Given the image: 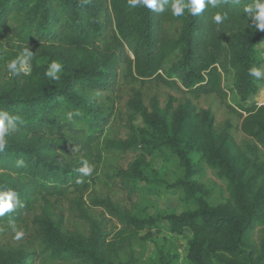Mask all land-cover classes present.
<instances>
[{"label": "trees", "instance_id": "obj_1", "mask_svg": "<svg viewBox=\"0 0 264 264\" xmlns=\"http://www.w3.org/2000/svg\"><path fill=\"white\" fill-rule=\"evenodd\" d=\"M175 2L161 0L164 10L156 12L133 8L128 0H0V35L16 41L17 57L25 49L32 52L27 74L9 69L0 74V111L17 118L0 151V192L15 191L19 200L0 217L17 244L13 254L0 246V264H137L122 235L146 229L190 230L188 264H264V164L257 155L244 154L230 126L222 130V141L210 110L196 111L190 99L174 124L143 110L147 127L137 129L130 143L149 148L150 154L170 149L179 158L183 175L159 183L178 190L186 210L140 215L108 195L86 198L90 177L80 168L102 160L98 146L121 98L120 66L129 76L171 84L195 97L216 96L240 118L249 148L264 151V102L250 101L261 81L250 72H262L258 51L264 30H257L245 12L256 0H218L195 16L187 8L173 16ZM217 14L226 17L219 24ZM6 57L8 64L11 54ZM54 61L62 64L58 79L47 75ZM230 92L240 96L236 105L228 101ZM176 100L171 98L170 108ZM69 112L79 115L69 120ZM219 141H227L237 157ZM130 145L109 140L105 148L127 151ZM196 150L200 161L226 181L228 196L217 204L197 186L191 161ZM147 156L141 151L133 169L121 174L120 187L129 196L140 179L150 180L144 174ZM66 200L88 223L87 235L64 228ZM93 208H102L121 229L112 236ZM261 224L256 244L253 232ZM20 226L23 236L16 239L14 229ZM156 262L179 264L176 253L165 248Z\"/></svg>", "mask_w": 264, "mask_h": 264}, {"label": "rangeland", "instance_id": "obj_2", "mask_svg": "<svg viewBox=\"0 0 264 264\" xmlns=\"http://www.w3.org/2000/svg\"><path fill=\"white\" fill-rule=\"evenodd\" d=\"M0 43H2V51L0 52V74H5L7 68L6 52L11 54L12 59L17 58L16 41L4 38L0 35ZM258 55L262 61L261 69L264 74V42L259 46ZM60 63V62H59ZM62 65V64H61ZM29 71V68H28ZM27 71V72H28ZM258 91L250 100L251 102H264V75L258 84ZM118 89H121V98L117 106L118 113L106 127L103 137L100 140L99 149L102 151V160L94 166L90 177V187L86 193V198L90 195L111 196L119 205L131 208L134 213L140 215L161 213H180L188 208L183 200L182 194L178 190L165 187L163 182L159 180H167L174 182L183 175V168L179 158L171 152L170 149L162 151H151L149 148L140 146H131L130 143L135 138L137 129L147 127L142 111L144 110L150 116H158L167 120L169 123H175L186 107V100L190 99L195 105L196 111L208 109L215 119L216 130L223 139V129L230 126V132L236 138L237 143L242 146L245 155L253 159L257 155L258 163L264 164V151L249 148L248 140L240 130V118L230 113L214 95H201L195 97L185 91L179 90L171 84L161 83L142 78H135L127 75L124 66L119 67ZM172 97L177 98L174 107L170 108L169 103ZM102 100L103 97L100 96ZM239 94L230 92L228 101L236 105L239 101ZM106 101V100H105ZM139 106V109H138ZM209 139L212 140L211 135ZM114 140L123 144H129L131 148L127 151L121 149L107 150L105 147L107 141ZM223 141V140H222ZM219 144L223 146L230 155L237 157L236 152L225 141ZM147 153L145 161V176L150 180L140 179L139 189L131 196L127 191L120 187L122 173L129 169H133L136 161L140 160V153ZM201 153L196 150L191 153V161L195 178L197 179L200 192L212 204H217L225 200L228 196L226 181L220 178L217 172L206 163L200 161ZM143 165V166H144ZM202 170V171H201ZM72 198V196H70ZM93 214L98 216L107 224V228L112 231L114 236L122 227V225L112 218L102 208H93ZM62 212L65 217L64 228H70L87 235L89 225L86 221L76 217L71 202L66 200ZM16 226V225H15ZM262 224L258 225L253 232V240L259 244L262 239ZM22 231V227L14 229ZM148 235H145L147 234ZM11 228L0 225V246H5V250H11L15 253L17 244L11 241ZM143 236H146L144 238ZM192 232L185 229L183 233H171L168 230L155 231L154 229H146L139 235L133 233L123 234L122 237L130 241L129 248L134 251L137 264H157L158 252L161 248L169 249L176 253L179 264H188L189 239ZM23 244L20 243V250Z\"/></svg>", "mask_w": 264, "mask_h": 264}, {"label": "clouds", "instance_id": "obj_3", "mask_svg": "<svg viewBox=\"0 0 264 264\" xmlns=\"http://www.w3.org/2000/svg\"><path fill=\"white\" fill-rule=\"evenodd\" d=\"M129 5L133 8L144 7L151 9L156 12H162L163 3L161 0H128ZM164 3L167 0H163ZM218 3V0H189L187 4L182 3L181 0H176L172 6V15L181 16L184 14L185 8L193 15H197L204 11L206 5L215 7ZM245 12L249 14L252 18L255 28L257 30H264V0H256L254 7H246ZM225 16L217 14L214 16V22L219 24L225 19ZM32 56V52L29 49H25V52L18 56L15 59H12L7 67L13 74H17L18 71H24L27 74L28 71V62ZM62 65L59 62H52L50 69L47 72V75L52 79H58V74L61 72ZM250 74L254 77L260 78L262 72L259 69L253 68ZM73 115H79V113H68V119L71 120ZM16 117L9 115L6 111H0V151H3L7 146V137L8 135L15 130L16 128ZM94 165H89L87 162L80 168V172L89 176L92 174ZM83 181L77 180V183H82ZM19 204V200L15 191L8 190L5 192H0V217H2L6 212H11ZM23 236V232L16 233V239H20Z\"/></svg>", "mask_w": 264, "mask_h": 264}]
</instances>
